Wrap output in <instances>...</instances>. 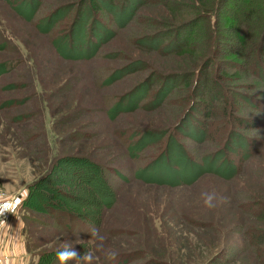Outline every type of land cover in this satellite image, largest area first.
Returning a JSON list of instances; mask_svg holds the SVG:
<instances>
[{
  "label": "rangeland",
  "instance_id": "374dc122",
  "mask_svg": "<svg viewBox=\"0 0 264 264\" xmlns=\"http://www.w3.org/2000/svg\"><path fill=\"white\" fill-rule=\"evenodd\" d=\"M29 1L0 0V192L16 202L23 263L68 246L94 264H264V0H38L25 19L14 7ZM70 35L95 53L59 55ZM146 132L164 136L135 154ZM237 135L253 154L231 179L135 178L167 136L198 162Z\"/></svg>",
  "mask_w": 264,
  "mask_h": 264
},
{
  "label": "trees",
  "instance_id": "16d2710c",
  "mask_svg": "<svg viewBox=\"0 0 264 264\" xmlns=\"http://www.w3.org/2000/svg\"><path fill=\"white\" fill-rule=\"evenodd\" d=\"M10 1V0H6ZM38 0H30L29 5L25 4L22 6L15 5L14 9L18 14L25 19H30L33 12L37 9ZM127 13L126 17H130L132 13L131 10L125 11ZM57 15H53L49 18L47 24L43 27V30H48L51 24L56 20ZM128 17V18H129ZM126 19V18H125ZM96 32V30H95ZM76 39L78 43H81V39L84 35L83 27L79 26L76 30ZM94 34V32H93ZM69 49L67 51L64 49V45H61L58 40L54 41V47L58 51V54L62 57H67L71 59H84L89 56V54L95 53L94 50H89V45H86L85 49H79L78 47H73L72 41L73 37L70 35ZM4 71L2 65H0V74ZM130 105V103L128 104ZM136 105H132L128 108H135ZM128 109L122 107L121 105L116 108H111L109 111V117L114 118L119 112L127 111ZM186 126H190L189 122H184ZM201 132L197 134V138H200ZM162 133L151 132L143 134L141 138L135 143L132 150L136 154L138 151L142 150L149 143H154L161 138H163ZM164 149L156 158L149 161L143 168L135 173V178L143 181L146 184H155L159 186L166 187H187L194 184L203 175L212 173L224 179H231L234 177L242 167L243 163L252 156V151H247L249 141L241 136H236L230 140V146L228 145V140L225 142L224 147L229 148V152L226 153L224 150L222 152H217V154H211L210 156L204 157L201 161H196L192 156H190L188 150L185 146L179 142L173 136H167ZM226 145V146H225ZM233 154L234 157L237 156L238 161L230 162L228 155ZM257 244H264V236H256ZM52 264H59L57 259L52 261ZM143 264H164V261L158 260H148Z\"/></svg>",
  "mask_w": 264,
  "mask_h": 264
},
{
  "label": "clouds",
  "instance_id": "9594fccd",
  "mask_svg": "<svg viewBox=\"0 0 264 264\" xmlns=\"http://www.w3.org/2000/svg\"><path fill=\"white\" fill-rule=\"evenodd\" d=\"M202 199L204 201L205 207L211 209L216 206V194L214 192L212 193H202ZM19 203V202H17ZM15 213V208L7 203H0V216H4L5 213ZM4 221H0V226H2ZM92 240H103V237L100 236L98 230L93 229L91 232ZM102 248V245H99L97 247V250H100ZM57 260L59 261V264H68V261L75 260L77 264H94V261L96 259L95 252L91 249L87 250L83 256H80V254L75 251L72 247L65 246L62 250H58L56 252ZM109 259L115 258V253H111L108 257Z\"/></svg>",
  "mask_w": 264,
  "mask_h": 264
},
{
  "label": "crops",
  "instance_id": "0c3cea01",
  "mask_svg": "<svg viewBox=\"0 0 264 264\" xmlns=\"http://www.w3.org/2000/svg\"><path fill=\"white\" fill-rule=\"evenodd\" d=\"M21 234L22 226L15 219L7 220L0 233V264H24Z\"/></svg>",
  "mask_w": 264,
  "mask_h": 264
},
{
  "label": "built area",
  "instance_id": "2783aa9c",
  "mask_svg": "<svg viewBox=\"0 0 264 264\" xmlns=\"http://www.w3.org/2000/svg\"><path fill=\"white\" fill-rule=\"evenodd\" d=\"M4 202H7L9 204H11L14 208L16 206V202H15V199L14 197L10 198V197H4L3 193L0 192V203H4ZM12 215V213H5L4 216H0V221H4L3 225L0 226V233H1V230L3 228V226L6 224L7 220L9 219V217Z\"/></svg>",
  "mask_w": 264,
  "mask_h": 264
}]
</instances>
